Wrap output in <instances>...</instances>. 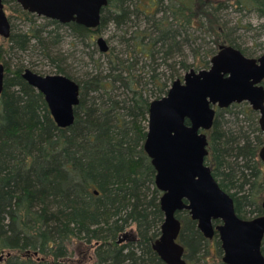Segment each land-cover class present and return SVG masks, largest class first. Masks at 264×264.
<instances>
[{
    "label": "trees",
    "instance_id": "16d2710c",
    "mask_svg": "<svg viewBox=\"0 0 264 264\" xmlns=\"http://www.w3.org/2000/svg\"><path fill=\"white\" fill-rule=\"evenodd\" d=\"M10 1L16 6L12 11L31 26L23 32L10 24L6 46L0 45L5 71L0 95V264H71L69 245L74 241L92 246L91 264H164L152 250L163 214L155 171L143 151L149 104L191 69L186 51L202 56L197 71L208 69L222 46L253 55L227 40L214 15L222 6L205 0H108L94 30L47 19L38 27L35 15ZM236 5L264 14V0ZM108 26L124 51H98L97 60L90 57L93 71L82 79L71 74L65 60L51 58L49 49L60 42L61 29L96 53L94 37ZM204 31L215 35L214 48L196 47L197 35ZM34 50L57 62L55 75L79 86L71 127L58 128L43 96L21 78L22 64L11 70L6 62L7 56ZM215 111L212 129L205 133L204 164L232 198L240 219L264 215L258 116L246 103ZM176 218L188 264H223L216 233L209 261L210 241L196 222L186 211ZM132 226L130 236L126 230Z\"/></svg>",
    "mask_w": 264,
    "mask_h": 264
},
{
    "label": "water",
    "instance_id": "95a60500",
    "mask_svg": "<svg viewBox=\"0 0 264 264\" xmlns=\"http://www.w3.org/2000/svg\"><path fill=\"white\" fill-rule=\"evenodd\" d=\"M15 2L22 11L37 17L94 30L108 0ZM10 32V22L0 0V38L8 39ZM95 43L100 53L108 51L102 37ZM4 74L0 64V95ZM21 78L43 96L58 128L73 125L74 108L79 103V86L75 82L62 75L41 76L28 69ZM263 82L264 55L248 58L232 46H222L211 58L208 69H190L171 84L165 96L150 102L143 151L155 171L154 184L161 193L163 222L152 250L164 264H188L184 247L178 242L181 223L176 214L182 211L188 212L205 239L211 240L217 234L223 264H264L261 253L264 215L240 219L232 198L221 190L211 169L204 164L208 154L205 133L212 129L215 109L246 103L258 116L263 137L258 158L264 167ZM261 208L264 211V200Z\"/></svg>",
    "mask_w": 264,
    "mask_h": 264
},
{
    "label": "rangeland",
    "instance_id": "374dc122",
    "mask_svg": "<svg viewBox=\"0 0 264 264\" xmlns=\"http://www.w3.org/2000/svg\"><path fill=\"white\" fill-rule=\"evenodd\" d=\"M237 1L242 0H205V3L212 2L213 4H220L219 9L214 12L215 17L218 20L219 28L223 31V34L227 36V40L238 44L241 49L246 53L253 55L252 58L257 59L264 55V14L255 9L254 7L246 9L236 5ZM16 3V2H15ZM222 4V5H221ZM16 9V6L10 0H6L4 4V10L6 16L9 19L11 25L15 26L20 31H27L31 23L24 22L17 13L12 10ZM35 25L40 27L45 23V19L41 17H34ZM53 27H48L47 30H51ZM61 36L60 42L55 45L54 48L49 49L51 58H61L65 60V64L71 74L82 79L85 74L92 72V56L94 60L99 58L98 48L95 44L96 53H93V48L85 47L84 43L81 44L77 40H74L65 29L58 31ZM198 41L196 47H203L204 49L214 48V41L216 42L215 35L206 33V31L198 33ZM102 37L108 47L115 49L117 52H123L124 47L118 43V34L115 32L113 26H108L102 33L96 34L95 39ZM111 38V39H110ZM86 43V42H85ZM0 45L6 46L4 39L0 38ZM227 45V44H225ZM228 46V45H227ZM203 51H200L202 53ZM186 62L192 65L191 69L197 71V66L202 61V56H196L190 51H186ZM6 62L10 66L11 70H14L17 66H22L24 69H28L34 73L42 76L55 75V69L53 68L57 62L51 63L50 60L36 50L26 54H16L6 57ZM210 66V65H209ZM157 71L164 72L161 68ZM184 74H182V77ZM78 79V80H79ZM182 79V78H181ZM171 86V85H170ZM169 86V88H170ZM249 106V105H248ZM230 117L227 120L231 122ZM246 127V123H242ZM263 167V164H262ZM264 169V167H263ZM130 236L134 235L135 227L132 226L126 230ZM209 250L211 251L210 259L215 254L213 248L214 240L211 239ZM212 245V246H211ZM71 264H91L94 260L93 248L91 245H85L81 241H74L69 245ZM222 255L220 256V259Z\"/></svg>",
    "mask_w": 264,
    "mask_h": 264
},
{
    "label": "flooded vegetation",
    "instance_id": "af4514ba",
    "mask_svg": "<svg viewBox=\"0 0 264 264\" xmlns=\"http://www.w3.org/2000/svg\"><path fill=\"white\" fill-rule=\"evenodd\" d=\"M17 4V3H16ZM7 40V39H6Z\"/></svg>",
    "mask_w": 264,
    "mask_h": 264
}]
</instances>
